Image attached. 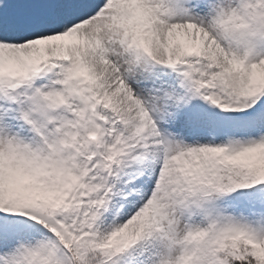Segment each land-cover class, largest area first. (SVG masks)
Listing matches in <instances>:
<instances>
[{"label": "snow or ice", "instance_id": "snow-or-ice-1", "mask_svg": "<svg viewBox=\"0 0 264 264\" xmlns=\"http://www.w3.org/2000/svg\"><path fill=\"white\" fill-rule=\"evenodd\" d=\"M0 264H264V0H0Z\"/></svg>", "mask_w": 264, "mask_h": 264}]
</instances>
